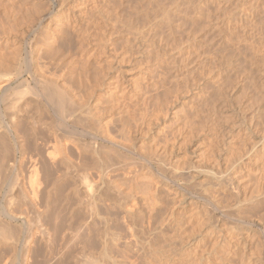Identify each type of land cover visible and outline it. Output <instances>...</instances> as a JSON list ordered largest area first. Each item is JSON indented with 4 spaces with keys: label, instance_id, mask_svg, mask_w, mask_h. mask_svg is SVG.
Returning a JSON list of instances; mask_svg holds the SVG:
<instances>
[{
    "label": "rangeland",
    "instance_id": "1",
    "mask_svg": "<svg viewBox=\"0 0 264 264\" xmlns=\"http://www.w3.org/2000/svg\"><path fill=\"white\" fill-rule=\"evenodd\" d=\"M65 1L0 0V77L8 80L11 69L15 75L19 72L15 77L10 72V92L0 93V101H3L0 102V124L3 122L0 135L6 137L5 142L9 138L7 142L12 148L16 143L23 149L26 147L22 149L23 154L20 153L21 148L19 152L12 149L15 160L23 158L24 174L21 179L24 180V187L29 189L28 181L37 177V171L40 182L35 177L39 182L35 184L42 183L39 187L42 193L38 194L36 207H33L23 192L24 188L15 185L14 174L4 176L7 184L0 191V220L7 223L4 222L6 228L11 224L7 232L18 230L20 233H14L20 235L29 232L39 235L41 232L42 237L37 236L34 242L41 252H33V257L40 255L34 258H37L36 263H41L40 258L42 260L46 256L48 264H58L59 260H62L61 264H77L81 259L85 264L84 259L90 257L95 262L93 264H196L200 253L206 246L210 248L213 240H220L221 246L232 247L238 232L234 230L236 233H232L230 228L233 225L225 220L221 211L215 214L202 196L218 202L224 210L228 205L233 207L238 196L244 197L251 186L264 184V0ZM206 16H210L209 19ZM208 20V27H205ZM114 21L115 27L111 24ZM84 50L89 57L84 55ZM88 51L93 52L94 57H90L93 53L90 55ZM185 57H188L187 61H183ZM9 63L10 66H4ZM4 67H7L6 75ZM47 79L75 102L81 105L87 103L86 114L90 117H86L87 120L81 118L78 124L69 117L61 118L51 102L41 96L42 81L47 82ZM96 80L103 81L105 85L99 87ZM37 81L39 83L35 84ZM114 85L117 89H112ZM248 85L253 87L248 89ZM20 90L26 91L22 92L26 97L20 94L17 102L15 97H12L13 101H10L11 97L7 98V94L14 96L15 92L21 93ZM37 93L38 96L34 95ZM3 95L13 106L8 100H3ZM36 98H40L37 101H40L39 104ZM13 112L14 118L21 121L22 128L12 129L11 135L5 123L11 125L10 114ZM94 130L99 137L105 132L107 138L116 139L119 147L101 137L94 138L91 134ZM107 132L110 134L107 135ZM93 140L95 146L90 143ZM100 145H103L101 150ZM122 145L128 149L122 148ZM88 146L91 150L86 149ZM124 154L127 157H123ZM32 161H36V171L30 166H34ZM42 161L50 168L42 165ZM97 164L103 172L97 169ZM199 170H202V175ZM205 171L210 173H203ZM43 178L48 179L46 182L53 178L50 183L54 187L46 185ZM5 185L13 191L7 187L4 189ZM9 191L15 198H10L13 194ZM5 194L14 203L10 199L11 203L9 200L2 201V197L8 199L7 195L3 196ZM95 194H98L97 197ZM186 194L197 198L192 207H198L201 214L198 220L216 219L213 222L218 221L219 229L225 228L223 231L215 230L218 237L210 233L206 236L205 233L201 243L191 248L179 245L192 233L196 223H189L185 215L178 212L180 201ZM18 202L26 205L22 204L21 209ZM14 209L21 211L24 217L18 212L14 214ZM5 210L19 218L12 221L4 216ZM259 215L254 214L255 217ZM253 229L256 236L262 233L258 226ZM7 232L4 230V233ZM73 236L77 239L72 240ZM63 237L66 239L63 240ZM178 237L182 239L179 241ZM67 239L73 243L69 244L71 242ZM4 245L7 247L0 246V259L4 257L10 264L21 263L17 252L9 244ZM50 248L57 253L53 255ZM199 248L203 250L198 252ZM48 249L50 254L46 255ZM165 251L173 254L172 258ZM242 255V251L235 252L237 264ZM109 257L114 260L109 261Z\"/></svg>",
    "mask_w": 264,
    "mask_h": 264
},
{
    "label": "bare ground",
    "instance_id": "2",
    "mask_svg": "<svg viewBox=\"0 0 264 264\" xmlns=\"http://www.w3.org/2000/svg\"><path fill=\"white\" fill-rule=\"evenodd\" d=\"M65 1V0H64ZM88 1V0H87ZM66 2V1H65ZM82 2H85V1H82ZM64 3V2H63ZM62 3V4H63ZM63 7V6H62ZM254 9V8H253ZM257 9V8H256ZM259 11V10H258ZM264 11V10H263ZM253 12V11H252ZM264 14V13H263ZM46 15V14H45ZM48 16V15H47ZM260 16V15H259ZM205 17V16H204ZM210 17V16H209ZM209 17L208 16H206V19L208 18L209 19ZM258 17V16H257ZM43 19V18H42ZM50 19V18H49ZM206 19H205V21H206ZM242 21V20H241ZM257 21V20H256ZM209 22V20L207 21V23H206V25H205V27L207 26L208 27V25L207 24H209L208 23ZM246 22V21H245ZM116 22L114 21V23H111V24H115ZM239 23H241V22H239ZM110 24V23H109ZM244 24V23H243ZM260 25H262V24H260ZM110 26V25H109ZM112 26V25H111ZM116 26V24L114 25V27ZM246 26V25H245ZM37 27V26H36ZM114 27H112L113 29H115ZM106 28V27H105ZM118 28V27H117ZM249 28V27H248ZM261 29V28H260ZM33 30V29H32ZM256 30V29H255ZM262 30V29H261ZM114 31V30H113ZM35 32V31H34ZM257 32V31H256ZM193 33H195V32H193ZM255 33V32H254ZM261 34H263V33H261ZM260 34V35H261ZM263 36V35H262ZM253 37V36H252ZM264 38V37H263ZM262 39V38H261ZM193 40V39H192ZM259 40V39H258ZM263 40V39H262ZM189 41V40H188ZM264 41V40H263ZM8 42V41H7ZM185 43V42H184ZM210 43V42H209ZM260 43H261V41H260ZM211 44V43H210ZM263 44V43H262ZM185 45V44H184ZM190 46V45H189ZM192 46V45H191ZM194 46V45H193ZM204 46V45H203ZM184 49V48H183ZM209 49V48H208ZM111 51V50H110ZM183 51V50H182ZM89 52V54L91 53L90 51H88ZM188 52V51H187ZM84 55H86L87 56V52H85V50H84ZM93 53V52H92ZM91 53V54H92ZM9 54V53H8ZM10 54H11V52H10ZM12 54H13V52H12ZM11 54V55H12ZM15 54V53H14ZM90 54V55H91ZM183 54V53H182ZM212 54V53H211ZM16 55H17V53H16ZM83 55V54H82ZM94 55V53L92 54V56H90V57H94L93 56ZM96 55V54H95ZM189 55V54H188ZM13 56V55H12ZM61 56V55H60ZM85 56V57H86ZM117 56V55H116ZM5 57H7V56H5ZM10 57V56H9ZM62 57V56H61ZM85 57H82L83 58V60H84V58ZM87 57H89V55L87 56ZM86 57V58H87ZM97 57V56H96ZM184 57V56H183ZM204 57V56H203ZM14 58H16V57H14ZM179 58V57H178ZM188 58V57H187ZM186 57H185V59L183 60V61H185L186 59H187ZM206 58V57H205ZM7 59H8V57H7ZM10 59H11V57H10ZM182 56H181V60H180V58H179V60L180 61H182ZM109 60H110V58H109ZM177 60V59H176ZM5 61V60H4ZM85 62H86V59L84 60ZM87 61H90V60H88L87 59ZM111 61V60H110ZM113 61H115V60H113ZM175 61V60H174ZM179 61V62H180ZM187 61V60H186ZM14 63H15V60L13 61ZM18 61H16V64H18L17 63ZM112 62V61H111ZM6 63V62H5ZM82 63H83V61H82ZM84 64V63H83ZM82 64V65H83ZM86 64H87V62H86ZM109 64H111V63H109ZM180 65L181 64H183V63H179ZM210 64V63H209ZM264 64V63H263ZM4 65V64H3ZM12 65H14L15 66V64H12ZM85 65V64H84ZM83 65V66H84ZM112 65V64H111ZM176 65H178V64H176ZM179 65V66H180ZM4 66H10V63H9V65H4ZM19 66V65H18ZM82 66V67H83ZM85 66H87V65H85ZM84 66V67H85ZM179 66H176V68L177 67H179ZM184 66H186V65H184ZM12 67V66H11ZM11 67H8V69H10ZM17 67V66H16ZM15 67V68H16ZM83 67V68H84ZM109 67H111V66H109ZM189 67V66H188ZM3 68V67H2ZM5 68V67H4ZM114 68V67H113ZM18 69V68H17ZM85 69V68H84ZM211 69V68H210ZM5 70V71H4ZM7 70V67L5 68V69H3V73H5V72H7L6 71ZM12 70V69H11ZM11 70H10V72H11ZM16 69H14V71H15ZM111 70V69H110ZM185 70V69H184ZM1 71V70H0ZM9 71V70H8ZM10 72H8L9 74V76L10 77H12L11 75H10ZM16 72V71H15ZM177 72V71H176ZM212 72V71H211ZM11 74H14V72L12 73L11 72ZM19 74V72L17 71V73H16V75H18ZM5 75H6V73H5ZM7 75V76H8ZM15 74H14V77L16 76ZM194 75V74H193ZM2 76V75H1ZM4 76V75H3ZM2 76V77H3ZM119 76V75H118ZM9 77V78H10ZM178 77V76H177ZM177 77H176V79H177ZM6 78V77H5ZM9 78H8V80H9ZM43 78V77H42ZM41 78V80H43ZM180 78V77H179ZM13 79V78H12ZM105 79V78H104ZM182 79V78H181ZM250 79V78H249ZM8 80H6V79H1V77H0V93L2 92V91H8V89L10 88V86H11V84H10V82L8 81ZM38 80H40V79H38ZM44 80H46V79H44ZM48 80L49 79H47V82H45V81H42V85H41V88H43V92H42V97L43 98H45V99H47L46 101H48V102H51V105H53V107L56 109L55 111H56V113L57 114H59L60 116H61V118L63 117V119H65V118H67V117H69V118H71L73 121L72 122H74V123H79L80 122V120H81V118L83 119L84 117H85V119H86V117H88L89 115H87L88 114V106H87V103H86V105H81V104H79V103H77V102H75V100H73L71 97H69V96H66L64 93H63V91H61V89H59V87H56V85H53V84H55L54 82H53V84H52V82H51V80H50V82H51V84L48 82ZM85 80V79H84ZM101 80H103V79H101ZM115 80V79H114ZM113 80V81H114ZM118 80H119V78H118ZM118 80H115L116 82L118 81ZM178 80V79H177ZM227 80V79H226ZM231 80H232V78H231ZM253 80V79H252ZM97 82H98V80H96ZM105 81V80H104ZM193 81H195V80H193ZM197 81V80H196ZM246 81V80H245ZM41 82V81H40ZM87 82V81H86ZM86 82H84V84L86 83ZM90 82V81H89ZM103 81H101V82H98V85H99V87L100 86H104L105 85V83H102ZM190 82V81H189ZM188 82V83H189ZM203 82V81H202ZM228 82V81H227ZM230 82V81H229ZM21 83V82H20ZM19 83V84H20ZM23 83V82H22ZM21 83V85H23ZM36 83H39L38 81L37 82H35V84ZM100 83V84H99ZM117 83H119V82H117ZM117 83H116V85H117ZM182 83V82H181ZM224 83H226V82H224ZM234 83V82H233ZM252 83V82H251ZM257 83V82H256ZM13 84V83H12ZM41 84V83H40ZM57 84V83H56ZM94 84V83H93ZM95 84H97L96 82H95ZM94 84V85H95ZM115 84V83H114ZM178 84V83H177ZM231 84V83H230ZM248 84V83H247ZM246 84V85H247ZM249 84H250V81H249ZM257 84H259V83H257ZM263 84V83H262ZM262 84H261V87H262ZM15 85V84H14ZM39 85V84H38ZM85 85H87V84H85ZM84 85V86H85ZM93 85V86H94ZM119 85V84H118ZM121 85V84H120ZM130 85V84H129ZM229 85V84H228ZM233 85V84H232ZM255 85V84H254ZM16 86H18V83L16 84ZM20 86V85H19ZM34 86V85H33ZM40 86V85H39ZM182 86V85H181ZM180 86V87H181ZM231 86V85H230ZM229 86V87H230ZM258 86V85H257ZM13 87H15V86H13ZM12 87V88H13ZM37 87V86H36ZM98 87V86H97ZM98 87V88H99ZM117 86H113L112 87V89L113 88H115V89H117L116 88ZM183 87V86H182ZM228 87V88H229ZM247 87V86H246ZM249 85H248V89H249ZM253 86L251 85V87L250 88H252ZM263 87H264V84H263ZM16 88V87H15ZM17 88H22V87H17ZM28 88V87H27ZM30 88V87H29ZM33 88V87H32ZM40 88V87H39ZM102 88V87H101ZM123 88V87H122ZM130 88V87H129ZM243 88V87H242ZM255 88V87H254ZM14 89V88H13ZM23 89V88H22ZM26 89V88H25ZM36 89V88H35ZM93 89V88H92ZM180 89V88H179ZM220 89V88H219ZM11 90V89H10ZM16 91H17V93L19 92V89L17 90V89H15ZM14 90V91H15ZM37 90V89H36ZM94 90V89H93ZM95 90H96V87H95ZM119 90V89H118ZM214 90V89H213ZM225 90V89H224ZM245 90V89H244ZM247 90V89H246ZM252 91H254L253 89H251ZM262 90V89H261ZM264 90V89H263ZM6 91V92H7ZM13 91V90H12ZM21 91V90H20ZM30 91H33L32 89H30ZM38 91V90H37ZM89 91V90H88ZM203 91V90H202ZM241 91V90H240ZM249 91V90H248ZM256 91H257V89H256ZM259 91V90H258ZM8 92H10V91H8ZM22 92H24V93H26V91H24V90H22L21 91V93H19V94H17L16 92H15V95L14 96H12V95H8L7 94V98L9 99L10 97V101H13L14 99H12V97L14 98L15 97V101L17 100V99H20V97H21V95H25V97H26V94H24V93H22ZM34 92V91H33ZM40 92V93H41ZM95 92V91H94ZM229 92V91H228ZM242 92V91H241ZM261 92V91H260ZM13 93V92H12ZM39 93V92H38ZM34 94V95H39V94ZM139 93V92H138ZM220 93V92H219ZM218 93V94H219ZM246 93V92H245ZM252 93H254V92H252ZM2 94H4V93H1V95ZM6 94V93H5ZM21 94V95H20ZM108 94H110L109 92H108ZM207 94V93H206ZM217 94V93H216ZM225 94V93H224ZM0 95V96H1ZM30 95V94H29ZM33 95V94H32ZM31 95V96H32ZM33 95V96H34ZM91 95V97H92V93L90 94ZM214 95V94H213ZM219 95H221V94H219ZM9 96V97H8ZM17 96H19V97H17ZM37 96H35V97H37ZM41 96H40V98H41ZM202 96V95H201ZM221 96H223V95H221ZM256 96V95H255ZM2 97V96H1ZM6 97V96H5ZM5 97H4V95H3V100H8V99H5ZM35 97H33V98H35ZM88 97V96H87ZM215 97V96H214ZM219 97V96H218ZM226 97V96H225ZM17 98V99H16ZM39 98V99H40ZM22 99V98H21ZM39 99H35L36 100V103H38L37 101L39 100ZM204 99V98H203ZM212 99V98H211ZM219 99V98H218ZM229 99V98H228ZM254 99V98H253ZM259 99H262V98H259ZM222 100V99H221ZM224 100V99H223ZM254 100H256V99H254ZM2 101V100H1ZM0 101V102H1ZM6 101H5V104H6ZM9 101V100H8ZM9 101V103L11 104V102ZM210 101V100H209ZM217 101V100H216ZM229 101V100H228ZM257 102H258V99L256 100ZM3 102V101H2ZM1 102V103H2ZM17 102V101H16ZM89 102V101H88ZM253 102H255V101H253ZM8 103V102H7ZM29 103V102H28ZM31 103V102H30ZM36 103H33L32 102V104H36ZM39 103H40V101H39ZM38 103V104H39ZM81 103V102H80ZM210 104V103H209ZM258 103H256L255 105H257ZM12 105V104H11ZM42 105V104H41ZM222 105V104H221ZM252 105H254V103L253 104H251V106ZM13 106V105H12ZM38 105H36V108H38L37 107ZM47 106H48V104H47ZM86 106L88 107V108H86ZM10 107V106H9ZM92 108V107H91ZM90 108V109H91ZM211 108V107H210ZM262 108V107H261ZM260 108V109H261ZM39 109V108H38ZM220 109V108H219ZM259 109V110H260ZM112 110V109H111ZM213 110V109H212ZM263 112H264V106H263ZM8 111V110H7ZM12 111V110H11ZM86 111H87V114H86ZM110 111V110H109ZM89 112H90V110H89ZM15 112H13V114H14ZM7 115H8V113H6ZM13 114H10V122H11V125H9V124H7V123H5L6 124V130H8V132H10V134H11V131H12V129H14L15 131L16 130H19L20 128H22V123H21V121H19V120H17V119H15L14 117H15V114L13 115ZM55 114V113H54ZM90 114V113H89ZM6 115V116H7ZM86 115V116H85ZM264 115V114H263ZM1 116V115H0ZM17 116V115H16ZM91 116H93V115H91ZM4 117V116H3ZM8 117V116H7ZM90 117V116H89ZM264 117V116H263ZM5 118V117H4ZM92 118V117H91ZM18 119H19V117H18ZM70 119V120H71ZM88 119V118H87ZM86 119V120H87ZM90 119V118H89ZM94 119V118H93ZM97 119V118H96ZM226 119V118H225ZM264 119V118H263ZM95 120V119H94ZM2 121V120H1ZM3 121H4V119H3ZM85 121V120H84ZM98 121V120H97ZM106 122V121H105ZM241 122V121H240ZM3 122H1V124H2ZM98 123V122H97ZM100 123V122H99ZM107 123V122H106ZM106 123H104L103 124V126L106 124ZM0 124V125H1ZM5 124H4V127H5ZM86 124V123H85ZM93 124V123H92ZM94 124H96V123H94ZM101 125V124H100ZM108 125V124H107ZM94 126V125H93ZM96 127L97 128H99L97 125H96ZM101 127V126H100ZM85 128V127H84ZM89 129H91V128H89ZM93 129V128H92ZM96 129V128H95ZM6 130H4L3 132H6ZM23 130V129H22ZM97 130H100V129H97ZM97 130H94V132H92L91 134L93 135V137L94 138H96V139H99L100 137H99V134L97 133ZM102 130H103V128H102ZM101 130V132H103ZM14 131V132H15ZM89 131V130H88ZM99 132V131H98ZM18 133H20V132H18L17 131V135H18ZM22 133V132H21ZM90 133V132H89ZM88 133V134H89ZM2 134V133H1ZM4 134V133H3ZM8 134V133H7ZM90 134V135H91ZM102 134V133H101ZM104 134H106L105 132H103V136L101 137V139L102 140H104L105 142L107 141V142H109V143H111V144H113V145H115V146H117V147H119L118 146V143H116L117 142V140L115 139V141H114V139L112 140V139H109L110 137L108 136V138H107V136H104ZM108 134H110V132L108 133L107 132V135ZM12 135V134H11ZM16 135V134H15ZM17 135L15 136V137H17ZM6 136V135H5ZM20 135H18V137H19ZM85 136V135H84ZM89 136V135H88ZM8 137V136H7ZM17 137V138H18ZM22 137V136H21ZM92 137V136H91ZM4 138H6V137H4V135L2 136V135H0V191L2 190V186L4 185V184H7V183H5V177L4 176H6L7 175V173L8 174H10V173H13L14 174V180H15V185H17V186H22L21 188L24 190H21V192L23 191L24 192V194H26V197H27V199H28V201L32 204V206L34 205L35 206V204H36V200H37V198H38V194H40V193H42V191L40 192V190L41 189H39V187L42 185V183H40V185H36L37 183H39L40 182V180H39V178H37V177H39L38 175V173H39V171H37L36 173L37 174H35V173H33V174H35V175H37V177L36 176H34L33 177V179L31 178V180H29L28 181V184H29V189L27 190L26 189V187H24L25 185H24V182L22 183V181H24V180H22L21 179V177L23 176V174H24V172H23V168H22V164H21V160L23 159H19L18 161L17 160H15L14 158H13V156H14V154L12 153V149H14L13 151H15V152H19L20 151V146L16 143V142H12V143H16L15 144V146H13V148L8 144V142L10 141L9 140V138H7L6 140L8 141H6L5 142V139ZM20 138V137H19ZM13 139V138H12ZM21 139V138H20ZM17 140V139H16ZM19 140V139H18ZM14 141V140H13ZM81 141V140H80ZM92 141V140H91ZM97 141V140H96ZM22 142V141H21ZM78 142V141H77ZM100 142V141H99ZM20 143V142H19ZM93 146H95L94 144H95V142H94V140H93V142H90ZM122 143V142H121ZM77 144V143H76ZM86 144V143H85ZM106 144V143H105ZM21 145H23L22 143H21ZM30 144H28V146H29ZM31 145H32V143H31ZM34 145V144H33ZM87 145H88V143H87ZM86 145V146H87ZM90 145V144H89ZM90 146V147H93V146ZM112 145V146H113ZM37 146V145H36ZM35 146V147H36ZM79 146V145H78ZM84 146V145H83ZM106 146V145H105ZM124 145H122V148H126L125 146L123 147ZM22 147H24V146H22ZM85 147V146H84ZM101 147H103V145L101 146L100 145V150H101ZM121 147V146H120ZM26 148V147H25ZM25 148L23 149V148H21V151H20V153H22V149L23 150H25ZM38 148V147H37ZM36 148V149H37ZM96 148H98V147H96ZM108 148H110L109 146H108ZM39 149V148H38ZM37 149V150H38ZM40 149H41V147H40ZM85 149V148H84ZM86 149H89V146L88 147H86ZM85 149V150H86ZM94 149H95V147H94ZM93 149V150H94ZM103 149V148H102ZM126 149H128V147L126 148ZM126 149H124V150H126ZM131 149H134V148H131ZM89 150H91V149H89ZM93 150H92V152H93ZM99 150V149H98ZM110 150V149H109ZM123 150V151H124ZM129 150H130V148H129ZM128 150V151H129ZM41 151V150H40ZM88 151V150H87ZM95 152H96V150H94ZM104 151V150H103ZM106 151L108 152V156L110 155L109 154V151H108V149H106ZM105 152V151H104ZM103 152V153H104ZM41 153V152H40ZM106 153V152H105ZM110 153H111V151H110ZM122 153V152H121ZM129 153V152H128ZM13 154V155H12ZM23 154V153H22ZM112 154V153H111ZM16 155V154H15ZM39 155H41V154H39ZM113 155V154H112ZM120 155V154H119ZM150 155V154H149ZM23 156V155H22ZM42 156V155H41ZM41 156H40V158H41ZM105 156V155H104ZM108 156H106V157H108ZM111 156V155H110ZM109 156V158H111ZM121 157H122V155H120ZM119 156V158H121ZM127 157V155L126 154H124L123 155V157ZM213 156V155H212ZM16 157V156H15ZM113 157H115V156H113ZM146 157V156H145ZM144 157V158H145ZM152 157V156H151ZM105 158V157H104ZM108 158V160L110 161V160H112V159H109ZM134 158V157H133ZM132 158V159H133ZM157 158V157H156ZM155 158V159H156ZM123 159H129V158H123ZM131 159V160H132ZM146 160H147V157L145 158ZM41 160H45V159H41ZM41 160L39 161V162H41ZM130 160V159H129ZM130 160V161H131ZM149 160V159H148ZM42 161V165H45V166H47L48 167V164H44V162ZM52 161H54L53 159H52ZM126 161V160H125ZM129 161V162H130ZM142 161H143V157H142ZM150 161H152L153 162V159L152 158H150ZM158 161V160H157ZM164 161V160H163ZM65 162V164L68 162H66V161H64ZM99 162V161H98ZM105 162V161H104ZM110 162H112L113 163V161H110ZM132 162H134V160L132 161ZM162 162V161H161ZM22 163H23V161H22ZM97 163V162H96ZM107 163L108 164H111V163H109L108 161H107ZM122 163H124V162H122ZM32 164L34 165V166H32V165H30L33 169H35V171H36V161H32ZM67 164H69V162L67 163ZM66 164V165H67ZM105 165L104 166H106V163H104ZM162 164V163H161ZM215 164V163H214ZM41 165V166H42ZM98 166H99V168H97V169H99L100 171H102L103 172V170L102 169H100V164H97ZM102 165V164H101ZM112 165V164H111ZM114 165V164H113ZM137 165V164H136ZM135 165V166H136ZM103 165H102V168H105ZM108 166V165H107ZM106 166V167H107ZM115 166V165H114ZM129 166V165H128ZM168 166V165H167ZM214 166V165H213ZM30 167V168H31ZM43 167V166H42ZM46 167V168H47ZM121 167V166H120ZM190 167V166H189ZM215 167V166H214ZM31 168V169H32ZM48 168H50V167H48ZM48 168H47V171H50V170H48ZM109 168V167H108ZM107 168V169H108ZM111 168V167H110ZM163 168H164V166H163ZM169 168V167H168ZM193 168V167H192ZM199 168V167H198ZM32 169V170H33ZM114 169V168H113ZM176 169V168H175ZM174 169V170H175ZM188 169V168H187ZM233 169V168H232ZM105 170V169H104ZM165 170V169H164ZM206 170V169H205ZM230 170V169H229ZM30 171V170H29ZM34 171V172H35ZM43 171V170H42ZM44 171H45V169H44ZM108 171V170H107ZM112 171V170H111ZM115 171H117V169H115ZM124 171V170H123ZM176 171V170H175ZM189 171H190V169H189ZM188 171V172H189ZM232 171V170H231ZM31 172H33V171H31ZM41 172V171H40ZM46 172V171H45ZM51 172V171H50ZM96 172V171H95ZM98 172V175H101V174H99L100 172L99 171H97ZM101 172V173H102ZM200 172V174L202 173V170H199L198 171V173ZM105 173H107V172H105ZM105 173H104V175H105ZM134 173H135V171H134ZM137 173V172H136ZM164 173V172H163ZM203 173H206V171L205 172H203ZM208 173H210V172H207L206 174H208ZM12 174V175H13ZM41 174V173H40ZM45 174V173H44ZM131 174V173H130ZM32 174H30V176H31ZM49 175H50V173H49ZM48 174H47V176H49ZM202 175V174H201ZM204 175V174H203ZM211 176H212V178H214L213 177V173H211L210 174ZM209 175V176H210ZM217 175V174H216ZM263 175V174H262ZM33 176V175H32ZM54 176V175H53ZM103 176V175H102ZM168 176V175H167ZM219 176V175H218ZM258 176V175H257ZM12 177V178H13ZM28 177V176H27ZM38 179L37 181H39V182H37L36 181V178ZM98 177V176H97ZM100 177V179H101V176H99ZM104 177V176H103ZM106 177V176H105ZM175 177V176H174ZM221 177V176H220ZM263 177V176H262ZM23 178V177H22ZM34 178H35V181H34ZM45 178H46V174H45ZM45 178H43V179H45ZM48 178V177H47ZM172 179H173V177H171ZM209 178V177H208ZM25 179V178H24ZM28 179H30V178H28ZM53 179V178H52ZM52 179H49V182H46L48 179H45V183H46V185H47V183L48 184H51L50 183V181L52 180ZM57 179H59V178H57ZM192 179V178H191ZM218 179H220L219 177H218ZM231 179V178H230ZM221 180V179H220ZM6 181H7V179H6ZM10 181V180H9ZM9 181H8V184H9ZM34 181V182H33ZM103 182H104V180H102ZM218 181V180H217ZM222 182H224V180H221ZM229 181V180H228ZM261 181V180H260ZM260 181H258L257 183H259ZM30 182V183H29ZM35 182H36V184H35ZM42 182H44V180L42 181ZM53 182V181H52ZM56 182H58V181H55V183ZM60 182V181H59ZM102 182V183H103ZM105 182H106V180H105ZM10 183H12L11 181H10ZM14 183V182H13ZM12 183V184H13ZM99 183V182H98ZM191 183V182H190ZM255 183V182H254ZM12 184H10L11 185V187H13L12 186ZM234 184V183H233ZM252 184V183H251ZM53 187H54V185L53 184H51ZM45 186V185H44ZM50 186V185H49ZM110 186V185H109ZM158 186V185H157ZM5 187H7L6 185L4 186V189H5ZM8 187H9V185H8ZM7 187V188H8ZM11 187H9V188H11ZM16 187V186H15ZM15 187H14V189H15ZM46 187H48V186H46ZM100 187V186H99ZM105 187V186H104ZM230 187V186H229ZM8 188V189H9ZM19 188V187H18ZM44 189V188H43ZM98 190L97 191H99V188H97ZM105 189V188H104ZM160 189V188H159ZM226 189V188H225ZM10 191L12 190V189H9ZM112 190V189H111ZM4 191V190H3ZM8 191V190H7ZM6 191V192H7ZM9 191V192H10ZM13 191V190H12ZM49 191V190H48ZM50 192V191H49ZM100 192V191H99ZM98 192V193H99ZM237 192V191H236ZM11 194H13V192H10ZM10 193H8L9 195H10ZM117 193V192H116ZM23 194V193H22ZM44 194H46V193H44ZM49 194V193H48ZM47 194V195H48ZM91 194H93V193H91ZM104 194V193H103ZM119 194V193H118ZM159 194V193H158ZM237 194H239V193H236V195ZM7 194H5V195H3V196H6ZM14 195V194H13ZM10 196V198L12 197H14L15 198V195L14 196ZM78 195V194H77ZM96 195V194H95ZM98 195V194H97ZM97 195H96V197H97ZM206 195V194H205ZM208 195V194H207ZM22 196V195H21ZM23 196H25V195H23ZM44 196V195H43ZM50 196V195H49ZM89 196V195H88ZM135 196V195H134ZM202 196V195H201ZM200 196V197H201ZM7 197H8V195H7ZM94 197V196H93ZM125 197H127V196H125ZM197 197V196H196ZM198 197H199V195H198ZM9 197H8V199L7 200H5L3 197H2V201H8L9 199H10ZM122 198V197H121ZM202 198H203V200L207 203L206 205L207 206H209V207H211V209H212V211H215V214H216V211L218 212H220L221 211V215L225 218V220H227L231 225H233V226H231L232 228H230L231 230H232V233L234 232V230L236 231V232H238L237 233V236H235V239H234V237H233V239L235 240L234 241V244H233V246L232 247H230V245L228 246V245H223V246H221L222 244L221 243H219V241L220 240H218V242L215 240H213V244L210 246V248L209 247H205V249L203 250V249H201V248H199V250H198V252L201 250H203L200 254V256H198L199 257V260H198V262L196 263V264H237L236 263V261L234 260V254H235V252L236 251H242V253H243V255H242V259H241V261H239L240 263H238V264H264V184H262V182L261 183H259V184H257L256 186H251L249 189H248V192L247 193H245V196L244 197H239L238 196V198L239 199H237V202H236V204L233 206V207H229V205H228V207L226 208V209H224V210H222L221 209V207L219 206V204H217V203H215L214 201H213V199L211 200L210 198H208L207 196H202ZM236 198V197H235ZM46 199V198H45ZM90 199V198H89ZM103 199V198H102ZM194 199H196L195 200V202L197 201V198H194V195H191V194H186V195H184L183 196V198H182V200L180 201L181 203H180V205H179V210H178V212H181V214L183 213V215H185V217H186V220H188L189 221V223L190 222H196L195 223V225H193V230H192V233H190V235L189 236H186L185 237V239L183 238V240H181L182 238H180V237H178V239H179V241L181 240V242H179L180 244V246L181 245H183V247H186V248H191V246H194V245H197L198 246V244L199 243H201V240H203V237L205 236V233L207 234L206 236H208V234L210 233V234H215V233H217V232H215V230L218 228L219 229V226H218V221H217V223H215V222H213L214 220L216 221V219H214L213 221H211L209 218H205V221H202V219L201 220H198V218H200V216L199 215H201L199 212H198V210H197V208L196 207H194V208H196V211L194 210V208L192 207L193 206V201H194ZM215 199V198H214ZM11 200V202H12V199H10ZM10 200L8 201V202H10ZM49 200V199H48ZM47 200V201H48ZM79 200H81V197L79 198ZM94 200V199H93ZM113 200V199H112ZM115 200H116V198H115ZM13 201H14V199H13ZM95 201V200H94ZM219 201V200H218ZM10 202V203H11ZM93 202V201H92ZM126 202V201H125ZM1 203V202H0ZM4 203V202H3ZM12 203H14V202H12ZM19 204H21V202H18ZM81 203V202H80ZM179 203V202H178ZM234 203V202H233ZM23 204V203H22ZM18 205L19 206V208H21V206H23V205H26V204H23V205ZM48 204V203H47ZM119 204V203H118ZM225 204H227V203H225ZM125 205V204H124ZM128 205V204H127ZM133 205V204H132ZM132 205H130L131 207H132ZM134 205H136V203L134 204ZM221 205V204H220ZM4 206V205H3ZM15 206H16V204H15ZM33 206V207H34ZM227 206V205H226ZM225 206V207H226ZM6 207V206H5ZM36 207V206H35ZM119 207V206H118ZM124 207V206H123ZM224 207V208H225ZM130 208V207H129ZM5 209V208H4ZM6 209H7V207H6ZM8 209H9V207H8ZM22 209V208H21ZM20 209V210H21ZM90 209V208H89ZM210 209V208H209ZM9 210H11V209H9ZM15 210V209H14ZM17 210H18V208H17ZM23 210H24V208H23ZM23 210H22V212H23ZM81 210V209H80ZM131 210V209H130ZM141 210V209H140ZM1 211H3L2 209H1ZM7 210H5V213H3L4 214V216H6L7 218L9 217L10 219H12V221H13V219L15 220V219H18L19 217L18 216H16V215H14L15 213H19V216L20 215H22V214H20L21 213V211L19 212V211H16V212H14V214L12 215V214H10L9 212L7 213L6 212ZM135 211V210H134ZM210 211V210H209ZM212 211H210L211 212V214H212V216L213 217H215V215H214V213L212 212ZM82 212H84V211H82ZM92 213H93V211H91ZM127 212H128V210H127ZM138 212V211H137ZM197 212H198V214H197ZM209 212V213H210ZM17 213V214H18ZM132 213H133V209H132ZM208 213V212H207ZM256 213H259L260 215L258 216V217H255L254 216V214H256ZM128 214H130V211H129V213ZM210 214V215H211ZM131 215V214H130ZM198 215V216H197ZM209 215V217H211ZM91 216V215H90ZM89 216V217H90ZM179 216V215H178ZM182 216V215H181ZM1 217V216H0ZM22 217H24L23 215H22ZM131 217V216H130ZM180 217V216H179ZM184 217V216H183ZM198 217V218H197ZM217 217V216H216ZM221 217V216H220ZM2 218V217H1ZM134 218V217H133ZM20 219H21V217H20ZM136 219V218H135ZM183 219H185V218H183ZM182 219V220H183ZM212 219V218H211ZM219 219H221V218H219ZM9 220V219H8ZM78 220H80V219H78ZM82 220V219H81ZM186 220H184V221H186ZM204 220V219H203ZM1 221V220H0ZM89 221V220H88ZM188 221H186L187 223H188ZM5 222V221H4ZM3 221H1L0 222V228L3 230H1L0 231V246L2 247V245L3 246H5V247H7L6 245H4V244H9L10 245V247L11 248H13V250H15L16 252H17V254L19 255V257H20V260H21V263H19V262H16L17 264H48L49 263V261H46L45 259H46V256L45 257H42L43 259H44V261H43V259L41 260V258H40V261H42L41 263L39 262V263H36L37 262V258H34L33 257V255L34 254H36L35 252H41V250L40 251H38V248H36V244L34 243L37 239H38V237L37 236H39L40 235V233H39V235H38V233H30L29 232V234H25L24 233V235H20L19 233V231L18 230H16V231H18L19 233L18 234H15L14 232H16V231H12V230H9L10 232H11V234L9 233V231L7 232V230H8V227H10V225L6 228V226L7 225H5V223H4ZM9 222V221H8ZM227 222V223H228ZM79 223H81V222H79ZM7 224V223H6ZM87 224V223H86ZM213 224H216L215 226L213 225ZM13 225V224H12ZM185 225H186V223H185ZM88 226V225H87ZM86 226V227H87ZM177 226V225H176ZM230 226V225H229ZM260 227V229L262 230V233H260V235L258 236H256L254 233H253V231L255 230V229H253V227ZM12 227V226H11ZM11 227L9 228V229H11ZM80 227H82L81 225H80ZM79 227V229H81ZM187 227V226H186ZM222 227V226H221ZM220 227V228H221ZM225 227V226H224ZM18 227H16V229H17ZM20 228V227H19ZM22 228V227H21ZM229 228V227H228ZM7 229V230H6ZM13 229V228H12ZM78 229V228H77ZM79 229L77 230V234L78 233H80V232H78L79 231ZM222 229H225V228H223L222 227ZM222 229H219V230H221V231H223ZM4 230L8 233H4ZM15 230V229H14ZM82 230V229H81ZM260 230V231H261ZM42 231V233H44L43 232V230H41ZM45 231V230H44ZM217 231V230H216ZM13 232V233H12ZM181 231H179V233H180ZM219 232V231H218ZM236 232H234V233H236ZM17 233V232H16ZM45 233H47V232H45ZM44 233V234H45ZM54 233V232H53ZM226 233V232H225ZM59 234V233H58ZM66 234V233H65ZM75 234V233H74ZM227 234H229V233H227ZM227 234H225V235H227ZM258 234V233H257ZM47 235L50 237V235L47 233ZM180 235H181V233H180ZM187 235V234H186ZM215 235H217V234H215ZM231 235V234H230ZM41 237H42V235H40ZM45 235H43V237H44ZM48 236H47V240L48 239H50V238H48ZM71 236V235H70ZM77 236V238L80 236V234H79V236L78 235H76ZM182 236H184L183 234H182ZM212 236V235H211ZM221 236V235H220ZM228 236V235H227ZM54 237H56V236H54ZM58 237V236H57ZM81 237V236H80ZM79 237V238H80ZM217 237H218V235H217ZM51 238H52V240H54V238L51 236ZM70 238V237H69ZM73 238H75V236H73L71 239L72 240H75V239H77V238H75V239H73ZM78 238V239H79ZM227 238V237H226ZM41 239V238H40ZM43 239H45V238H43ZM60 239H62V237L60 238ZM64 239H66V238H64L63 237V240ZM174 239H176V238H174ZM42 240V239H41ZM68 240V239H67ZM67 240L65 241V242H67ZM44 241V240H43ZM49 241V240H48ZM62 241V240H61ZM68 241H70V240H68ZM45 242V241H44ZM47 242V241H46ZM50 242H52V243H54V241H51L50 240ZM64 242V243H65ZM71 243H69V244H72L73 242L72 241H70ZM76 242V241H75ZM176 242H178V241H176ZM215 242V243H214ZM258 242V243H257ZM37 243V242H36ZM255 243H257L258 245H256L255 247H254V244ZM38 244V243H37ZM44 244V243H43ZM51 244V243H50ZM50 244H48L49 246H50ZM67 244H68V242H67ZM67 244H65V245H67ZM177 244V243H176ZM206 244V243H205ZM221 244V245H220ZM225 244V243H224ZM47 245V244H46ZM175 245V244H174ZM61 246H62V244H61ZM68 246V245H67ZM71 246V245H70ZM69 246V247H70ZM1 247H0V249H1ZM4 247V248H5ZM9 247V246H8ZM51 247H53V246H51ZM177 247V246H176ZM196 247V246H195ZM36 248V249H35ZM40 248V247H39ZM66 248V247H65ZM181 248V247H180ZM202 248H204V246H202ZM41 249H43V248H41ZM46 249V248H45ZM64 249V248H63ZM159 249V248H158ZM6 250V249H5ZM34 250H36V251H34ZM44 250V249H43ZM50 250H51V248H50ZM50 250L48 249V251L49 252H47L46 253V255H48V253L50 254ZM1 251H2V249H1ZM14 251V252H15ZM45 251H47V250H45ZM45 251L43 252V253H45ZM52 252H53V249L51 250ZM197 251V250H196ZM6 252V251H5ZM33 252H34V254H33ZM166 252V251H165ZM55 253H57V252H53V255L55 254ZM2 254V253H1ZM39 254V253H38ZM108 254V253H107ZM165 254V253H164ZM166 254H168L167 252H166ZM170 254H171V252H170ZM52 255V254H51ZM60 255V254H59ZM106 254H103V256H105ZM109 255V254H108ZM158 255L160 256V254L158 253ZM169 255V254H168ZM173 255V254H172ZM172 255H169V256H171V258H172ZM175 255V254H174ZM199 255V254H198ZM38 256V255H37ZM36 256V257H37ZM40 256V255H39ZM38 256V257H39ZM102 256V257H103ZM177 256V255H176ZM105 257H107V255L105 256ZM112 257V256H111ZM111 257H109V258H107V259H110L109 261H113L114 259L112 258L111 259ZM156 258L158 257V256H155ZM163 257V256H162ZM162 257H160V258H162ZM4 258V257H3ZM2 258V259H3ZM49 259H53V257H48ZM47 258V259H48ZM55 258V257H54ZM84 258H85V256H84ZM91 258V257H90ZM90 258H87V259H84L85 260V264H93V262H94V260H92V259H90ZM174 258H177V257H174ZM179 258V257H178ZM0 259V264H10L9 262H8V260L5 258V259ZM33 259H36V261L35 260H33ZM48 259V260H49ZM51 259V260H52ZM165 259V258H164ZM197 259V258H196ZM50 260V261H51ZM54 260V259H53ZM82 260V261H81ZM81 260H79V261H81V262H78L77 261V264H83L84 262H83V259H81ZM116 260V259H115ZM240 260V259H239ZM60 261H62V260H59V262ZM177 261H179V260H177ZM238 261V260H237ZM54 262V261H53ZM59 262H58V264H59ZM83 262V263H82ZM115 262V261H114ZM95 263V262H94ZM112 263V262H111ZM110 263V264H111ZM60 264H61V262H60ZM62 264H64V263H62ZM74 264V263H73ZM76 264V263H75ZM115 264V263H114ZM116 264H119V262L118 263H116Z\"/></svg>",
    "mask_w": 264,
    "mask_h": 264
}]
</instances>
